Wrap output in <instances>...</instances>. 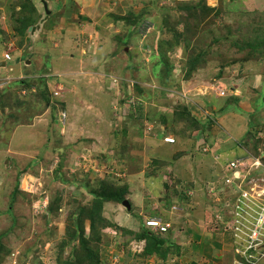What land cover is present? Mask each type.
<instances>
[{
  "label": "rangeland",
  "instance_id": "374dc122",
  "mask_svg": "<svg viewBox=\"0 0 264 264\" xmlns=\"http://www.w3.org/2000/svg\"><path fill=\"white\" fill-rule=\"evenodd\" d=\"M69 1L68 12L75 1L82 5ZM30 2L38 23L45 16L41 0ZM48 7L45 26L51 28L33 39L28 28L26 35L17 32L21 15L32 8L0 0V61L8 59L0 67V264H196L190 257L199 235L206 238L197 243L198 264H233L235 246L229 229L212 216L217 198L209 187L216 185L222 198L223 169L244 160L253 172L243 184L264 189V167L251 166L254 159L264 166V0H94L90 17L81 14L75 23L93 30L76 28L72 47L67 37L49 33L65 31L69 18L57 17L63 11H56L57 1ZM59 40L64 65L52 61L46 46ZM113 40L129 55H118L115 69L110 62L100 71L112 80L109 90L118 91L112 97L103 88L100 105L109 115L94 128L93 115L84 114L80 133L69 128L60 91L48 90L47 102L36 82L50 70L71 71L69 54L78 55L80 47L93 68L94 60L113 54ZM30 74V83L18 84ZM114 119L112 128L122 124L116 131L124 130L118 150L102 140ZM166 134L174 143L156 154L154 144ZM110 189L130 209L101 195ZM96 199L103 203L92 212ZM153 219L168 222L170 234L161 237L179 245H170L164 259L146 255L145 240L138 238L155 232L146 226Z\"/></svg>",
  "mask_w": 264,
  "mask_h": 264
},
{
  "label": "crops",
  "instance_id": "0c3cea01",
  "mask_svg": "<svg viewBox=\"0 0 264 264\" xmlns=\"http://www.w3.org/2000/svg\"><path fill=\"white\" fill-rule=\"evenodd\" d=\"M56 1H57V4H58V8L56 9V11L59 10V9L63 10L61 12V14H58L57 17H59L60 21L64 22V23L66 21V18H69L68 22L65 23V24L68 23V25L64 29L65 31H63L62 28H61V30H57V31H55L54 29H51L49 31V33L67 37L66 40H64V41H65V43L68 46L72 47L71 36H72V33L76 32V28L81 30V31H84L85 33L86 32H90V29L92 28V25H88L89 23L83 24L81 26L77 25L75 23L78 20V18L81 17L80 16L81 14L85 15V17H87V18L90 17V13H89V11H87V9H88L87 6L91 5V4L93 5V1L94 0H77V1L80 2V4L83 5V6L82 5L81 6L84 7L85 10L81 9V6L79 7L78 3L75 0H73V1L70 0L69 1L70 3L75 1V3L69 9L70 12L64 10V8H65L64 6L67 4L66 2L68 0H53V2H56ZM73 6L74 7L77 6L75 10H74ZM53 9H55V7ZM47 19L40 24V28L39 29H36V33H34V31L33 32H31V31L29 32L28 31V33H30L31 36H33V39L36 37L37 33L41 32L43 34L44 33L46 34V32L51 28V27H49V25H47V27L45 26V22L47 21ZM70 20H71V22H70ZM86 20H88V19H86ZM91 30H93V28ZM32 33H34V34L32 35ZM64 41L63 40L62 41L61 40L52 41L51 43H49V44L47 43L46 44V46L49 45V47L51 48L50 49V51H51L50 55H53L54 58L53 59H52V57H49V58H51L52 61L59 62L61 64H63V62L60 61V60L65 61V59L63 57L58 56V54H57V53H60V51L63 49ZM114 42H115V45H114ZM116 43H117V41L113 40L110 43V46H109L111 51H113V54H110L109 56L105 57V59L102 60V62L98 60L99 58L94 60L93 61V68L91 66H89L91 61L90 62L86 61V57L85 56H86L87 52L85 50V47H83V48L80 47L79 50H78L79 51L78 55H76L77 53H70L69 54V60L70 61L68 60V63H70V62L73 63L72 65H70L68 67V68L72 67L71 71L70 70L68 71V69L66 67H65V70H62V72H60V73L58 71L53 73L50 70L49 73H44L42 75V77L45 78V80L43 82H41V81L36 82L38 84V89L39 90L46 88L47 90H50V91H52L54 89L60 91V96H59L58 99L61 102V104H63L65 106V112L68 115L69 128H72V127L76 126L79 129H81V127H83L82 123L83 122L85 123V119L83 117L84 114H87V115L92 114L93 115V117H94L93 120H95V122H96V125H93L94 128L95 127L96 128L100 127V125H102V121L101 120L104 119V118L106 119L107 116L109 115V113H110L109 108L107 109L105 106H103L104 105L103 102L100 105V102L102 100H104L102 98L105 97V95H106L103 88H105L109 93H111V94H107V95H112V97H114V92L118 91V89L117 90L113 89L114 92L109 90L110 89L109 88V86H110L109 85V81L112 82V80L108 79V74L107 73H104V71L102 72L100 70L101 69H103V70L104 69H108V68H106V64L107 63L109 64L110 62H111V65H114V67H112V70L115 69L116 65H115L114 61H115L116 57L119 55L120 59H121L122 58L121 55L123 57L125 56V58L127 57V55H129V52L127 51V46L126 45H124L125 48L123 49V52H121V51H119L118 48H116L117 47ZM144 49H146V47ZM147 49H149V48H147ZM94 52L95 51H93V52L91 51V54L94 53ZM25 63L29 64L30 60L28 61L26 59ZM86 65H87V67H86ZM90 68H92L93 71H90ZM84 69H85V71H84ZM34 77H35V74H30V75H27V78L25 77L24 79L23 78L18 79L17 82H18V84L19 83H23L24 80L27 79L28 83H30L29 80H32V78H34ZM55 77L57 78L58 81L55 80ZM114 87H116V85H114ZM86 88H87V93L85 95H84V93H80V91L84 92ZM116 88H118V87H116ZM82 95H84V96L81 98ZM221 95H224V94H221ZM112 97L110 96V99H112ZM41 100L42 99L37 100V104H39V102L41 103ZM47 109H49V108H47ZM182 109L184 110L185 108L182 107ZM46 111L47 110H45V112ZM169 113L170 112H168L167 114H169ZM59 114H60V112H59ZM77 115H78V117H77V120H76L75 118H76ZM162 115L166 116L164 114H162ZM69 117H70V119H69ZM71 118L73 120H71ZM116 122L118 123L120 121L116 120ZM160 122L163 123V122H166V121L162 120ZM109 123L111 124V129H110L111 132L107 133V134H109L111 136L107 137L106 136L107 134H105V136H103L102 140L104 138H106V141H107L106 143H108V139L107 138H109V143H108L109 146L112 145V148H114L116 150L118 148V145H119L118 144V142H119L118 141V137L122 136V134H124V132H123L124 130L122 129V133L121 134L116 131L117 129H120L122 127V124L119 125L118 127H116L115 129L112 128V126L113 127L115 126V125H113L115 123V119H114V121L110 120ZM168 124L169 123H167V125ZM70 126H72V127H70ZM160 126H162L163 128L165 127L163 124H160ZM163 128H162V131H160V132H166L167 131V130H165ZM82 129H81L80 133H82ZM128 134H129V130L127 132V136H128V139L130 140ZM167 135H170V134H167ZM115 136H117V138H114ZM139 138L140 137H138V139H136V141H138V145H140V142H141V141H139ZM153 144L154 143H152L151 145L153 146ZM154 145H156V147L158 149V152L156 153L154 151V148L152 149L151 148L152 146H151L150 147L151 150L149 151V153H151V154H154V153L162 154V153H159V152L165 151L166 149L169 148L168 146H170L171 144L164 143L162 140H158L157 143H155ZM132 157H134V156H132ZM208 231H212V230L208 229ZM204 238H206L204 235L201 236V237L199 235L198 240L194 244L195 245L194 249L191 248L193 253H192V256L190 255L191 256L190 259L192 258V260L196 264H198V261L201 259L200 256L203 255V254L201 255L202 249H201V247H199L197 245V243H201V241L204 240ZM210 238H212V236L208 237V239H210ZM214 239H216V238H214ZM187 255L188 254L186 253L185 256H187ZM262 264H264V261H263Z\"/></svg>",
  "mask_w": 264,
  "mask_h": 264
},
{
  "label": "built area",
  "instance_id": "2783aa9c",
  "mask_svg": "<svg viewBox=\"0 0 264 264\" xmlns=\"http://www.w3.org/2000/svg\"><path fill=\"white\" fill-rule=\"evenodd\" d=\"M220 94H224L221 92ZM165 141L173 143L172 137H165ZM245 161L237 160L228 165L227 170L223 176L228 177L226 187H224L223 197L220 198V193L213 188L211 194L217 198V207L214 212L216 222L222 223L225 228H228L231 241L234 243L235 250L233 264H257L258 261L264 256L262 248L264 247V189L255 191V185L249 184L248 188L243 184L247 178V174H251L250 169L246 167ZM255 170L264 167L259 159H254L251 165ZM232 175L238 177V182L234 181ZM237 185L236 190H232L236 196L235 199L229 201L231 197V187ZM230 193V194H229ZM223 201L222 207L219 211V202ZM223 211V212H222ZM226 214H225V213ZM223 213V214H222ZM148 226L166 231L170 224L163 223L159 220H148ZM39 264V261L38 263Z\"/></svg>",
  "mask_w": 264,
  "mask_h": 264
},
{
  "label": "trees",
  "instance_id": "16d2710c",
  "mask_svg": "<svg viewBox=\"0 0 264 264\" xmlns=\"http://www.w3.org/2000/svg\"><path fill=\"white\" fill-rule=\"evenodd\" d=\"M30 0H22V8H28L31 7L32 10L27 11L26 15L28 16H23L21 15L20 18L21 19V23L19 25V28H17V32L21 35H26L27 34V28L31 25H34L35 23V19L33 18L35 13V7L34 5H30ZM33 16V17H32ZM34 19V20H33ZM37 24V23H35ZM20 82V81H19ZM24 84H27L28 81L24 80L23 82ZM38 94L40 95L41 98L45 99L48 102V90L46 88L44 89H40L38 90ZM164 121H166V116H163L162 118ZM108 192H102L101 195L106 197L107 199H113V200H117V201H123L121 198V194L119 192L113 191L110 189L106 190ZM103 201L101 199H96L95 200V205L92 208V212L96 211L97 209H99L102 205ZM219 211L221 208H218ZM212 216H214V213H212ZM206 220H209L208 217H206ZM212 218L208 221L207 224V228L210 230H213V224H211ZM221 227H225L223 224L221 225ZM153 231V230H151ZM150 230H147L145 232H142L141 234L138 235L139 240L143 239L145 240V247L143 249L144 253L146 255H156L159 256L160 258L164 259L166 256L167 251L169 250V248L172 246H176V248L179 247L178 244H171V242H169V238H165V237H161V235H169L168 231L166 232H162L159 230H155V232H151ZM172 235V234H171ZM177 237V236H176ZM178 238V237H177ZM262 252H264V247L262 248Z\"/></svg>",
  "mask_w": 264,
  "mask_h": 264
},
{
  "label": "water",
  "instance_id": "95a60500",
  "mask_svg": "<svg viewBox=\"0 0 264 264\" xmlns=\"http://www.w3.org/2000/svg\"><path fill=\"white\" fill-rule=\"evenodd\" d=\"M42 3H43V7H44V10H45L46 16L43 17V18L40 20V23H41L42 21H44V20L46 19L47 15L50 13V10H49L48 7H47V2H46V0H42ZM38 28H39V24H36L35 26H30V27H28V31L33 32V31H35V30L38 29ZM4 65H5V61H4V60H3V61H0V67H2V66H4ZM263 95H264V83H263ZM122 205L125 206L127 209H130V203H129V201H128L127 199H124V200L122 201Z\"/></svg>",
  "mask_w": 264,
  "mask_h": 264
},
{
  "label": "clouds",
  "instance_id": "9594fccd",
  "mask_svg": "<svg viewBox=\"0 0 264 264\" xmlns=\"http://www.w3.org/2000/svg\"><path fill=\"white\" fill-rule=\"evenodd\" d=\"M48 1H53V0H46V2H47V7H48ZM41 4H42V6H43V3H42V0H41ZM48 9H49V7H48ZM43 10H44V7H43ZM50 10V9H49ZM44 12H45V10H44ZM50 13H51V10H50ZM50 13L47 15V16H49L50 15ZM45 16H46V13H45ZM44 16V17H45ZM37 24H40V21L37 23ZM36 25V24H35ZM35 25H31V26H35ZM30 27V26H29ZM30 32V31H29ZM8 59H5L4 61H7ZM32 90L33 91H35V88L33 87L32 88ZM62 115H64V114H60V116L62 117ZM165 137H171V136H169V135H163V137H162V141L164 142V143H168V144H172V143H170V142H167V141H165ZM174 143V142H173ZM227 168H228V166L225 168V169H223V175L225 174V170H227ZM211 193V192H210ZM214 197V196H213ZM205 202H210V201H208L207 199H205ZM222 203H223V201H221V202H219V208H221L223 205H222ZM215 205L217 204L216 202L214 203ZM216 207H217V205H216ZM209 211H211V210H209ZM160 221V220H159ZM146 226H148L147 224H146ZM148 227H151V226H148ZM154 230H159V229H156V228H154V227H152ZM169 229V228H168ZM168 229L166 230V231H168ZM160 231V230H159ZM166 231H162V232H166ZM182 245V244H181Z\"/></svg>",
  "mask_w": 264,
  "mask_h": 264
},
{
  "label": "flooded vegetation",
  "instance_id": "af4514ba",
  "mask_svg": "<svg viewBox=\"0 0 264 264\" xmlns=\"http://www.w3.org/2000/svg\"><path fill=\"white\" fill-rule=\"evenodd\" d=\"M47 17H48V16H47ZM47 17H46V19H47ZM46 19H45V20H46ZM45 20H44V21H45ZM44 21H42V22H44ZM42 22H41V23H42ZM41 23H40V24H41ZM40 24H39V28H40ZM39 28H38V29H39Z\"/></svg>",
  "mask_w": 264,
  "mask_h": 264
},
{
  "label": "bare ground",
  "instance_id": "6f19581e",
  "mask_svg": "<svg viewBox=\"0 0 264 264\" xmlns=\"http://www.w3.org/2000/svg\"><path fill=\"white\" fill-rule=\"evenodd\" d=\"M226 188H228V186H227ZM228 189H229V188H228ZM237 194H238V193H236V196H237Z\"/></svg>",
  "mask_w": 264,
  "mask_h": 264
}]
</instances>
